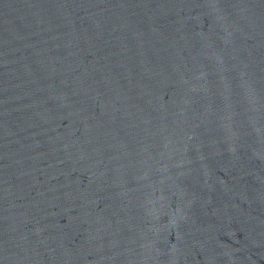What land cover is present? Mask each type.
Listing matches in <instances>:
<instances>
[{
	"label": "water",
	"instance_id": "1",
	"mask_svg": "<svg viewBox=\"0 0 264 264\" xmlns=\"http://www.w3.org/2000/svg\"><path fill=\"white\" fill-rule=\"evenodd\" d=\"M0 264H264V0H0Z\"/></svg>",
	"mask_w": 264,
	"mask_h": 264
}]
</instances>
